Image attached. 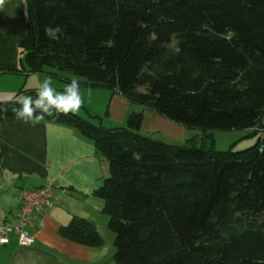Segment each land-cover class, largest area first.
I'll return each mask as SVG.
<instances>
[{"label": "trees", "instance_id": "trees-1", "mask_svg": "<svg viewBox=\"0 0 264 264\" xmlns=\"http://www.w3.org/2000/svg\"><path fill=\"white\" fill-rule=\"evenodd\" d=\"M18 39L29 73H61L203 138L168 144L139 132L142 112L106 128L82 104L45 121L91 141L109 175L104 202L116 264H264V0H26ZM60 26L53 40L48 27ZM23 87L0 101L17 118ZM263 133L247 149H214L212 131ZM249 132V133H247ZM103 245L94 223L58 230Z\"/></svg>", "mask_w": 264, "mask_h": 264}, {"label": "crops", "instance_id": "crops-1", "mask_svg": "<svg viewBox=\"0 0 264 264\" xmlns=\"http://www.w3.org/2000/svg\"><path fill=\"white\" fill-rule=\"evenodd\" d=\"M26 6V0H5L0 9V101L11 99L22 87L37 94L45 77L51 78L57 91H63L71 80L62 73L53 76L48 72H28L18 47V39L26 30ZM81 89L95 94L100 92L96 90L104 92L83 103L100 116L103 103L98 102L109 97L106 116L100 121L106 128L125 126L130 113L141 111V134L168 144L185 138L177 124L135 107L120 95L100 88ZM108 175L106 160L96 155L91 141L73 129L45 120H0V227L15 222L19 211L17 196L22 189L51 184L57 199L56 205L40 214L28 228L33 238L30 247H19L16 236H8L9 243L0 246V264H116L114 247L110 249L106 244L113 242L114 235L107 227L104 202L94 195ZM73 217L94 223L103 245L89 248L60 237L59 228L68 225Z\"/></svg>", "mask_w": 264, "mask_h": 264}, {"label": "clouds", "instance_id": "clouds-1", "mask_svg": "<svg viewBox=\"0 0 264 264\" xmlns=\"http://www.w3.org/2000/svg\"><path fill=\"white\" fill-rule=\"evenodd\" d=\"M45 34L53 40L64 35L60 26L46 28ZM80 88L79 78L73 77L63 91H57L52 86L51 78L45 77L35 98L30 95L19 98L20 107L14 109L15 115L25 123H39L45 116L75 114L84 103Z\"/></svg>", "mask_w": 264, "mask_h": 264}, {"label": "built area", "instance_id": "built-area-1", "mask_svg": "<svg viewBox=\"0 0 264 264\" xmlns=\"http://www.w3.org/2000/svg\"><path fill=\"white\" fill-rule=\"evenodd\" d=\"M5 0H0V9ZM19 211L14 223H5L0 227V246L9 243L8 236L15 235L17 246L30 247L33 238L28 234V228L32 226L38 216L53 208L57 199L51 184L36 189H22L18 193Z\"/></svg>", "mask_w": 264, "mask_h": 264}, {"label": "rangeland", "instance_id": "rangeland-1", "mask_svg": "<svg viewBox=\"0 0 264 264\" xmlns=\"http://www.w3.org/2000/svg\"><path fill=\"white\" fill-rule=\"evenodd\" d=\"M63 85V84H61ZM91 90H84L81 89V95L82 98L84 100V102H89L90 98L94 95L100 96V92L101 90H96V91H100L98 94L94 93V92H90ZM104 93V92H101ZM102 99V98H101ZM103 101H99L98 103H103V105H101V119H104V117L106 116V111H107V105L109 103V97L107 99H102ZM137 108H139V106H135ZM147 111V110H146ZM139 112V111H137ZM143 114V113H142ZM263 122H264V116H263ZM178 125V124H177ZM179 127H181L183 129V131L185 132V138L180 141L179 143H175L176 145H181L183 144L187 139H191V138H203L204 135H206L207 133H204L203 131L199 130V129H188L185 128L183 126L178 125ZM246 132V131H245ZM245 132H240V131H212L211 132V137L212 140L214 142V149L217 151H225L230 149L233 146V149L236 151H240V150H244L247 148H250L252 146H254L257 143L258 138L262 139L263 137V133L259 130H257V132L259 133L258 135H251V136H246ZM249 133V132H247ZM146 136H150V135H146ZM164 138V137H163ZM157 140V138H156ZM165 140V139H163ZM165 143H168L167 141H164ZM104 242V240H103ZM106 244L109 246V248L111 249V247H113V242H106ZM107 247V246H106Z\"/></svg>", "mask_w": 264, "mask_h": 264}]
</instances>
